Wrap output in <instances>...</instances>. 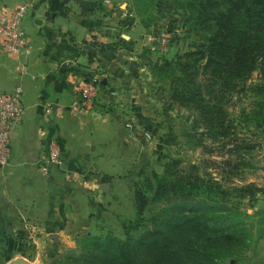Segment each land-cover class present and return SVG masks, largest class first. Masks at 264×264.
<instances>
[{"label": "rangeland", "instance_id": "374dc122", "mask_svg": "<svg viewBox=\"0 0 264 264\" xmlns=\"http://www.w3.org/2000/svg\"><path fill=\"white\" fill-rule=\"evenodd\" d=\"M40 1L36 0L35 4ZM187 1L104 0L105 4L97 1L105 16L115 13L106 18L108 23L116 28L122 25L120 22L124 23L117 34L123 33L128 39L127 35L133 33L138 38L135 46L126 47L124 38L118 36L123 44L121 54L128 61L122 65L132 76L129 78H133L132 93L137 95L136 106L141 108L133 110L135 122L130 127L124 124L121 112L117 113L123 119L115 128L122 136L107 145H114L112 152L123 164L116 168L119 170L116 173L98 172L95 177L98 182L102 176L106 183L115 181L113 190L101 188L109 193L108 207L105 204L102 210L95 202L91 222L86 215V221L81 218L84 227L78 231L72 227L67 230L69 234L57 236L50 234L52 230L42 220L27 223L31 231L28 237L20 233L12 236V223L0 218V264H11L19 258L27 264H67L68 251L89 235L113 234L125 238L126 225L138 219L137 191L146 197L147 203L140 229L152 228L154 215L168 199L161 186H169L181 174L190 172L206 180L213 179L230 190L228 207L237 208L236 216L242 223L240 232L251 235L229 250L234 256L226 261L260 264L258 253L264 248V75L256 71L239 81L228 102V135L209 137L195 106L177 102L172 96L171 79L157 69L164 59L172 60L178 53L194 50L206 36L193 24L186 23ZM32 10L31 4L29 14ZM27 17L23 26L27 25ZM42 17L45 18L43 12ZM100 71L96 70L95 74Z\"/></svg>", "mask_w": 264, "mask_h": 264}, {"label": "crops", "instance_id": "0c3cea01", "mask_svg": "<svg viewBox=\"0 0 264 264\" xmlns=\"http://www.w3.org/2000/svg\"><path fill=\"white\" fill-rule=\"evenodd\" d=\"M29 1L33 10L23 26L29 46L17 58L0 54V90L9 92L20 85L25 103L23 121L12 136L11 158L0 166V218L12 223V236L28 237L27 223L39 220L57 236L69 234V228L84 227L81 218L86 215L91 222L95 202L102 210L103 205L108 207L109 193L101 190L103 176L99 182L95 177L98 172L116 173L123 164L112 152L114 145H107L122 136L115 128L123 119L117 113L121 112L127 125L136 116L133 110L141 108L132 93L133 78L123 66L128 61L121 54L123 44L118 36L124 38L126 47L135 46L138 38L131 33L125 39L123 33H116L125 25L120 22L116 28L106 21L115 13H85L75 0H41L39 6L36 0ZM20 3L0 0L7 7ZM96 70L100 71L96 103L88 114L77 117L69 105ZM55 136L62 163L44 175L39 161ZM107 183L113 190L115 181ZM261 248L258 258L264 264Z\"/></svg>", "mask_w": 264, "mask_h": 264}, {"label": "trees", "instance_id": "16d2710c", "mask_svg": "<svg viewBox=\"0 0 264 264\" xmlns=\"http://www.w3.org/2000/svg\"><path fill=\"white\" fill-rule=\"evenodd\" d=\"M75 1L85 13L102 10L99 0ZM184 15L206 36L194 50L164 59L157 69L171 79L173 98L193 104L209 137L217 139L230 131L227 107L239 81L256 71L264 75V0H188ZM161 188L168 199L152 228L140 229L147 203L137 191L140 224L130 221L125 238L85 237L68 251L66 263L229 264L226 258L234 256L229 250L251 238L240 232L237 208L228 207L230 190L215 180L190 172Z\"/></svg>", "mask_w": 264, "mask_h": 264}, {"label": "built area", "instance_id": "2783aa9c", "mask_svg": "<svg viewBox=\"0 0 264 264\" xmlns=\"http://www.w3.org/2000/svg\"><path fill=\"white\" fill-rule=\"evenodd\" d=\"M30 6L28 2H22L15 7L0 4V54L17 58L29 46L23 20L29 14ZM17 70L27 72L26 68L20 66H17ZM99 88L100 80L97 74L85 80L78 91V98L69 105L71 113L77 117L88 114L96 103ZM24 113L23 88L20 85L9 92L0 90V166L7 164L11 158L12 136L22 123ZM130 120L131 122L127 124L129 127L135 118L132 117ZM61 163L60 142L57 138H52L46 153L39 161V168L42 174L48 175L51 166Z\"/></svg>", "mask_w": 264, "mask_h": 264}, {"label": "water", "instance_id": "95a60500", "mask_svg": "<svg viewBox=\"0 0 264 264\" xmlns=\"http://www.w3.org/2000/svg\"><path fill=\"white\" fill-rule=\"evenodd\" d=\"M54 111H55V105H53ZM102 182V188L103 189H107L109 187V184L105 182V178L101 179ZM11 264H27V262L24 259H16L15 261H13Z\"/></svg>", "mask_w": 264, "mask_h": 264}]
</instances>
